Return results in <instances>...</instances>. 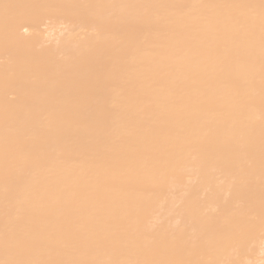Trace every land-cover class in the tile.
<instances>
[{
  "label": "bare ground",
  "instance_id": "1",
  "mask_svg": "<svg viewBox=\"0 0 264 264\" xmlns=\"http://www.w3.org/2000/svg\"><path fill=\"white\" fill-rule=\"evenodd\" d=\"M0 264H264V0H0Z\"/></svg>",
  "mask_w": 264,
  "mask_h": 264
}]
</instances>
